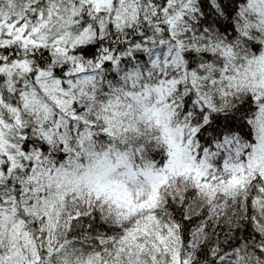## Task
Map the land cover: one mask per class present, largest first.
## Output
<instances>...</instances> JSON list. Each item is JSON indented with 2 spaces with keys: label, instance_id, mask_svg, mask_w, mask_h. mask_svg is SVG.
Instances as JSON below:
<instances>
[{
  "label": "snow or ice",
  "instance_id": "snow-or-ice-1",
  "mask_svg": "<svg viewBox=\"0 0 264 264\" xmlns=\"http://www.w3.org/2000/svg\"><path fill=\"white\" fill-rule=\"evenodd\" d=\"M0 264H264V0H0Z\"/></svg>",
  "mask_w": 264,
  "mask_h": 264
}]
</instances>
